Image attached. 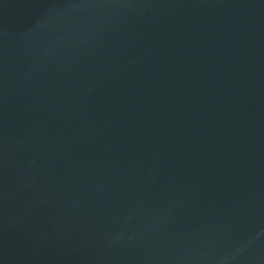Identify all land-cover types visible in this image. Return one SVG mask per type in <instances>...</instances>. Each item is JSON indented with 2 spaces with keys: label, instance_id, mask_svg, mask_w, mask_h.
<instances>
[{
  "label": "water",
  "instance_id": "1",
  "mask_svg": "<svg viewBox=\"0 0 264 264\" xmlns=\"http://www.w3.org/2000/svg\"><path fill=\"white\" fill-rule=\"evenodd\" d=\"M0 264H264V0H0Z\"/></svg>",
  "mask_w": 264,
  "mask_h": 264
}]
</instances>
